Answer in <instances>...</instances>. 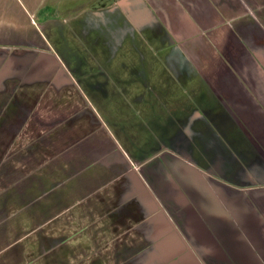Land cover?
<instances>
[{"label": "crops", "instance_id": "1", "mask_svg": "<svg viewBox=\"0 0 264 264\" xmlns=\"http://www.w3.org/2000/svg\"><path fill=\"white\" fill-rule=\"evenodd\" d=\"M115 1L180 57L137 140L45 32ZM0 264H264V0H0Z\"/></svg>", "mask_w": 264, "mask_h": 264}, {"label": "rangeland", "instance_id": "2", "mask_svg": "<svg viewBox=\"0 0 264 264\" xmlns=\"http://www.w3.org/2000/svg\"><path fill=\"white\" fill-rule=\"evenodd\" d=\"M124 10L116 1L107 9L104 5L94 7L91 17L78 24V33L73 37L69 35L73 24L69 22L58 23L45 32L77 93L83 98L87 96L97 111L105 114L111 130L113 127L108 121L129 119L126 133L130 139L137 140L138 131L133 128L138 118L136 109L124 102L127 99L120 98L124 94L139 96V103L135 105L138 107L142 102L139 109L142 118L148 116L149 103L152 106L150 98L155 96L156 105L176 98L179 94L172 83L175 78L180 80V73L168 72L167 68L173 61L180 65V57L174 53L166 56L162 45H156L157 40L147 32V25L139 23L132 11L126 16ZM153 82L155 86L150 85ZM71 103L74 108L75 104ZM157 115L159 123V112Z\"/></svg>", "mask_w": 264, "mask_h": 264}]
</instances>
